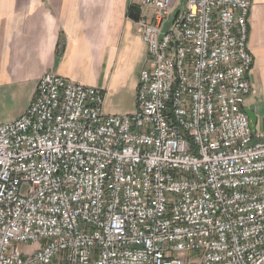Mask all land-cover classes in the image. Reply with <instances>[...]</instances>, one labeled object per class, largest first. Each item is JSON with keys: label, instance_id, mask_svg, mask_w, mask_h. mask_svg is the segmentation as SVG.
<instances>
[{"label": "built area", "instance_id": "1", "mask_svg": "<svg viewBox=\"0 0 264 264\" xmlns=\"http://www.w3.org/2000/svg\"><path fill=\"white\" fill-rule=\"evenodd\" d=\"M132 113L45 73L0 125V264H264L254 0H140Z\"/></svg>", "mask_w": 264, "mask_h": 264}, {"label": "crops", "instance_id": "2", "mask_svg": "<svg viewBox=\"0 0 264 264\" xmlns=\"http://www.w3.org/2000/svg\"><path fill=\"white\" fill-rule=\"evenodd\" d=\"M186 0H177V10ZM140 0H0V125L25 113L41 77L105 92V112L132 113L147 57L129 8ZM249 46L255 63L245 109L264 131V0H254Z\"/></svg>", "mask_w": 264, "mask_h": 264}, {"label": "trees", "instance_id": "3", "mask_svg": "<svg viewBox=\"0 0 264 264\" xmlns=\"http://www.w3.org/2000/svg\"><path fill=\"white\" fill-rule=\"evenodd\" d=\"M129 17L132 19V20H137L139 19V16H140V12H139V7L136 6V5H133L129 8Z\"/></svg>", "mask_w": 264, "mask_h": 264}, {"label": "water", "instance_id": "4", "mask_svg": "<svg viewBox=\"0 0 264 264\" xmlns=\"http://www.w3.org/2000/svg\"><path fill=\"white\" fill-rule=\"evenodd\" d=\"M246 113H247L248 117H249L250 120H251L252 129L255 130V127H256V125H257V119H256V117H255L254 112L251 111V110H246Z\"/></svg>", "mask_w": 264, "mask_h": 264}, {"label": "rangeland", "instance_id": "5", "mask_svg": "<svg viewBox=\"0 0 264 264\" xmlns=\"http://www.w3.org/2000/svg\"><path fill=\"white\" fill-rule=\"evenodd\" d=\"M252 17V16H251Z\"/></svg>", "mask_w": 264, "mask_h": 264}]
</instances>
